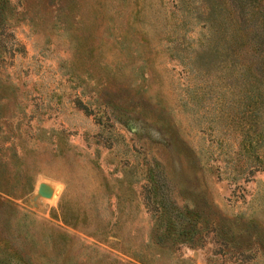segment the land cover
I'll return each mask as SVG.
<instances>
[{
	"label": "rangeland",
	"instance_id": "1",
	"mask_svg": "<svg viewBox=\"0 0 264 264\" xmlns=\"http://www.w3.org/2000/svg\"><path fill=\"white\" fill-rule=\"evenodd\" d=\"M256 38L264 0H0V264H264Z\"/></svg>",
	"mask_w": 264,
	"mask_h": 264
},
{
	"label": "trees",
	"instance_id": "2",
	"mask_svg": "<svg viewBox=\"0 0 264 264\" xmlns=\"http://www.w3.org/2000/svg\"><path fill=\"white\" fill-rule=\"evenodd\" d=\"M259 4V3H258ZM255 6V5H252ZM255 8H257V4L255 6ZM240 31L242 32V29L240 28ZM262 39V38H261ZM240 43H242V38H240ZM254 51L253 53H249L246 56L247 61H244L242 63H240V67L241 68V75H242V80L246 81L248 84H252L251 87L255 90L254 92V96L255 98L259 101V98L261 97V94H259L260 89H263L264 86V47L260 46V43L258 41V39H254ZM263 48V49H262ZM232 57V56H231ZM229 58V61L232 63V65H234V61L233 58ZM253 58V59H252ZM258 58L260 60V64L261 65L260 68L253 70V68H250L251 63L253 64V62L258 61ZM233 68V67H232ZM261 93V91H260ZM251 96V95H249Z\"/></svg>",
	"mask_w": 264,
	"mask_h": 264
}]
</instances>
